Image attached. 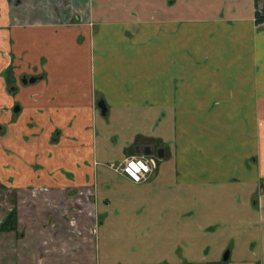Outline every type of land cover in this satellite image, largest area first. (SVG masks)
I'll return each instance as SVG.
<instances>
[{
	"label": "crops",
	"instance_id": "0c3cea01",
	"mask_svg": "<svg viewBox=\"0 0 264 264\" xmlns=\"http://www.w3.org/2000/svg\"><path fill=\"white\" fill-rule=\"evenodd\" d=\"M17 1L0 0V264H264V0ZM22 47L42 62L12 96ZM139 149L163 157L135 184L109 166Z\"/></svg>",
	"mask_w": 264,
	"mask_h": 264
},
{
	"label": "rangeland",
	"instance_id": "374dc122",
	"mask_svg": "<svg viewBox=\"0 0 264 264\" xmlns=\"http://www.w3.org/2000/svg\"><path fill=\"white\" fill-rule=\"evenodd\" d=\"M17 0H14V5L17 6L18 4ZM70 7L72 8L71 4ZM256 12H259L260 16L262 15V10L261 8H257ZM264 21V19H262L260 22L257 21V18L255 16V22L258 28H263L264 26H260V24ZM34 34H30L28 36H25L22 38V40L24 41L21 46H24L27 41L34 43L39 41L38 38L36 39L34 36H32ZM38 37V36H37ZM11 45H14V43L12 42ZM33 46V45H30ZM39 47V46H38ZM12 51V49H11ZM19 51V52H18ZM17 54L19 53V55L15 56L13 52L10 53H4V57L6 60L5 63V71H4V76L7 78V81L9 82L10 80V85H9V90L12 96H14L18 89H19V83L20 81H22V79H29V78H36L38 74H36V69L33 67V65H36V63H40L42 62V57L41 54L39 53V50L37 49H29L28 48H18L16 49ZM25 59H29L28 61H26ZM19 61L21 63H19ZM16 64V65H15ZM24 65L27 66V68H29L30 70L33 71V74H26L23 71L20 72V70L22 68H24ZM44 74L40 75L38 78H42ZM37 80V78H36ZM22 83V82H21ZM7 84V83H6Z\"/></svg>",
	"mask_w": 264,
	"mask_h": 264
},
{
	"label": "built area",
	"instance_id": "2783aa9c",
	"mask_svg": "<svg viewBox=\"0 0 264 264\" xmlns=\"http://www.w3.org/2000/svg\"><path fill=\"white\" fill-rule=\"evenodd\" d=\"M264 26V21L260 24ZM160 159L157 156L152 155H140L128 157L118 165H110L109 167L117 174L123 175L135 184L142 183L153 174L157 168V162ZM154 162V164L152 163ZM143 163L147 165L151 171L144 173L142 169H139V165ZM134 176L140 177L139 182L133 179Z\"/></svg>",
	"mask_w": 264,
	"mask_h": 264
},
{
	"label": "trees",
	"instance_id": "16d2710c",
	"mask_svg": "<svg viewBox=\"0 0 264 264\" xmlns=\"http://www.w3.org/2000/svg\"><path fill=\"white\" fill-rule=\"evenodd\" d=\"M255 16L258 22L264 19V6L262 8V15L260 16L259 12H256ZM16 223H17V214L15 210H12L11 212L8 213V215L5 217V219L0 224V232L15 231Z\"/></svg>",
	"mask_w": 264,
	"mask_h": 264
},
{
	"label": "water",
	"instance_id": "95a60500",
	"mask_svg": "<svg viewBox=\"0 0 264 264\" xmlns=\"http://www.w3.org/2000/svg\"><path fill=\"white\" fill-rule=\"evenodd\" d=\"M35 81H36L35 78H30L29 80H26V79L22 80V83L25 84V85L26 84H33ZM98 106H99V108H101L102 111H104V107H103L102 103L98 104ZM14 111L17 112L18 111V107H16ZM137 152L139 154H145V155H150L151 154V150L150 149H147V150L146 149H139V150H137ZM157 155H158L159 158H162L163 157V150H158ZM226 259L227 258L225 256V258L223 260L225 261Z\"/></svg>",
	"mask_w": 264,
	"mask_h": 264
},
{
	"label": "clouds",
	"instance_id": "9594fccd",
	"mask_svg": "<svg viewBox=\"0 0 264 264\" xmlns=\"http://www.w3.org/2000/svg\"><path fill=\"white\" fill-rule=\"evenodd\" d=\"M152 163L154 164V162H152ZM139 169H142L144 173H147V172L151 171V169L147 165H145L143 163H141L139 165ZM133 179L136 180V182H139L140 177L134 176Z\"/></svg>",
	"mask_w": 264,
	"mask_h": 264
},
{
	"label": "flooded vegetation",
	"instance_id": "af4514ba",
	"mask_svg": "<svg viewBox=\"0 0 264 264\" xmlns=\"http://www.w3.org/2000/svg\"><path fill=\"white\" fill-rule=\"evenodd\" d=\"M31 78H32V77H31ZM24 79H25V78H24ZM24 79H22V80H24ZM29 79H30V78H29ZM29 79H28V80H29ZM35 79H36V78H35ZM26 80H27V79H26Z\"/></svg>",
	"mask_w": 264,
	"mask_h": 264
}]
</instances>
